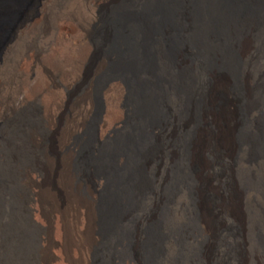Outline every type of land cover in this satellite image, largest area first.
<instances>
[{"label": "bare ground", "instance_id": "6f19581e", "mask_svg": "<svg viewBox=\"0 0 264 264\" xmlns=\"http://www.w3.org/2000/svg\"><path fill=\"white\" fill-rule=\"evenodd\" d=\"M66 3L35 0L0 53L28 85L13 122L0 104V264H247V240L260 264L264 0H123L90 71L99 2ZM59 128L58 152L93 135L84 168L40 152Z\"/></svg>", "mask_w": 264, "mask_h": 264}, {"label": "rangeland", "instance_id": "374dc122", "mask_svg": "<svg viewBox=\"0 0 264 264\" xmlns=\"http://www.w3.org/2000/svg\"><path fill=\"white\" fill-rule=\"evenodd\" d=\"M81 1H82V4L80 3ZM90 1H92V0H90ZM97 1L99 2L98 3V5H99L98 7L99 8H97V11H98V14H99V20L102 23H100L98 25H95L94 28H93V41H94V43L96 45V53H95V55L93 57H91L90 62L87 63L86 71L87 70L88 71L91 70V66H92L93 60H95L96 58H99L100 56H102V53L103 54H107V56L109 58L112 57V56L110 57L109 54L115 55V51L112 48L109 51L107 50V47L104 48V43H106V37H107V28H106L107 26H106L105 23H106L107 15L110 14L112 11H114L118 6H120L123 3V0H95V2H97ZM34 2H35V0H0V53L2 51V48H3L4 44H5V42L8 40L10 35L13 33V31L15 30L16 26L18 25V23L30 12ZM66 2H67L66 4L68 6H70V4L71 5L74 4L77 7V13H79V16H82V15L85 14L86 5L89 3V0H66ZM81 5H83V6H81ZM82 8H83V10H81ZM103 24H105V25H103ZM30 39H31V34L26 35L23 38L24 41L22 40V43L20 44V49L24 45H27L30 42ZM107 51H108L109 54L107 53ZM20 63L21 62L17 58L13 57L11 59V62L7 65L6 69H4V71L2 72L3 75L1 74V76H0V93H1L0 94V104L3 107L5 106L4 108L6 109V112L8 113L7 117L9 119L11 118L12 120L11 119L10 120L12 122H13V120L16 117L20 116V114H22V112H23L21 110H18V111L14 110L15 109V106H14L15 105V100H16V98H18V96L22 92L27 90V88H25V87L28 86L27 84H24L23 82H21L20 79H19L20 75L18 74V71H19V68L22 67V65H20ZM90 63H91V65H90ZM11 65L13 67H11ZM9 75H11V77H9ZM2 82L4 84H2ZM5 86H7V87H5ZM3 91H5V92H3ZM39 99H41V98H39ZM8 104H9V106H8ZM37 105L41 106L42 102L39 101L37 103ZM102 107L104 109V106H102ZM24 109L26 110L25 113L29 112V110L31 111V107H28L27 109L24 108ZM59 119H60V121L58 120L59 125L60 126H64L65 121L67 120L66 116L63 115ZM60 128L54 133H50L49 131L46 130V134L43 135V137H42V146L40 148V152L42 153V155L45 152L47 153V151L49 153L52 152L53 155H60L61 160H62V153L64 155V152H65L67 154V156L69 155V157H70L69 160L71 161L72 164L74 163V161H76L78 167L84 168V165L86 164V162L88 160L89 146H90L91 142L93 141V138H94L93 135L90 136V134H87L83 139H81L78 142V149H77L76 145H75V147L73 146V141H72L71 142L72 144H68V148H65L64 152H61L60 150L58 152L56 143H57V133H60L59 132ZM69 137H71V136H69ZM49 141H50V148L48 150H46L47 142H49ZM54 147L56 149H54ZM41 161H42L41 166L46 171V174L43 177V180L41 179L39 181V184L40 185L43 184L44 186H47V184L49 185L51 183V180H53L52 179V176H53L52 174L55 171V169H57L58 167H57L56 162L54 163V161H50L49 163L45 162L43 160H41ZM60 166H61V164H60ZM207 170H209L208 166H207ZM47 174H48V176H47ZM46 179H48V180H46ZM169 181H171V180L169 179L167 181V183L165 184V186H164L165 187V189H164L165 192L167 191V189L169 187V183H170ZM36 190H38V189H36ZM37 193L39 194L41 192H39V190H38ZM47 197L48 196L46 194H42L41 198H42V201L44 203L49 202V199ZM167 218H168L167 224H168L169 227H173L174 225L178 224V217L175 215L173 208L171 209V212H170V214L168 215ZM170 219H172V221ZM170 223H172V224L170 225ZM224 223L226 225L235 224V221L233 222L230 219L226 218ZM249 242L250 241L247 240V243H248V247H247L248 254H247L246 262H248L247 264H253V261H254L253 253H254V251L250 250L249 246L251 245V243H249ZM261 253L262 254H260V255H262V257L260 259H258V261L259 262L261 261L260 264H264V258H263L264 254H263V252H261ZM252 258H253V260H252ZM256 258H258V255H257Z\"/></svg>", "mask_w": 264, "mask_h": 264}]
</instances>
